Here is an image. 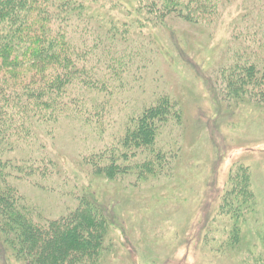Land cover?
<instances>
[{"label": "trees", "instance_id": "1", "mask_svg": "<svg viewBox=\"0 0 264 264\" xmlns=\"http://www.w3.org/2000/svg\"><path fill=\"white\" fill-rule=\"evenodd\" d=\"M230 8L237 11L226 48L233 62L224 59L213 69L222 74L214 92L226 109L264 108V0H0V248L7 258L97 264L112 251L105 210L88 195L80 192L62 216L40 218L17 184L31 182L37 171L51 175L42 141L53 138L57 122L94 123L104 115L108 91L127 87L128 78L149 67L151 30L174 19L208 28ZM210 88H216L212 79ZM153 90L142 111L125 119L120 139L79 167L109 180L129 171L138 180L150 174L163 159L155 151L158 138L181 123L172 96ZM223 187L213 221L229 227L210 240L209 250L239 264H264V228L252 234L244 227L256 200L241 166L231 169Z\"/></svg>", "mask_w": 264, "mask_h": 264}, {"label": "rangeland", "instance_id": "2", "mask_svg": "<svg viewBox=\"0 0 264 264\" xmlns=\"http://www.w3.org/2000/svg\"><path fill=\"white\" fill-rule=\"evenodd\" d=\"M236 15L233 8L224 10L208 28L174 19L166 28L151 30L149 67L128 78L127 87L108 91L104 115L94 123L57 122L53 138L42 141V154L52 161L51 175L37 171L31 182L17 184L40 218L66 214L80 192L101 205L114 248L103 252L97 264H239L232 255L221 257V250H209L214 245L210 240L229 227L213 221L214 208L228 174L238 166L256 200L249 219L256 222L244 223L245 231L264 228V108L226 109L216 94L222 74L213 69L224 59L233 62L226 48ZM211 79L216 88H210ZM151 90L172 96L181 123L158 138L155 151L163 159L153 162L150 174L138 180L129 171L109 180L79 167L82 159L95 158L120 139L125 119L142 111ZM0 264L16 263L0 248Z\"/></svg>", "mask_w": 264, "mask_h": 264}]
</instances>
